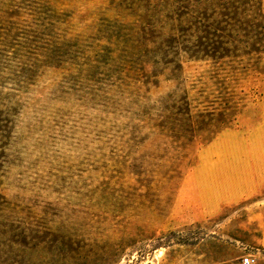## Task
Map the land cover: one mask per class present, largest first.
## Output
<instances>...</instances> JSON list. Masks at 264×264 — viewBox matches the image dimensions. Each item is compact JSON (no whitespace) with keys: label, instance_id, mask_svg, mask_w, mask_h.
<instances>
[{"label":"rangeland","instance_id":"1","mask_svg":"<svg viewBox=\"0 0 264 264\" xmlns=\"http://www.w3.org/2000/svg\"><path fill=\"white\" fill-rule=\"evenodd\" d=\"M206 1L0 0V264H264V50Z\"/></svg>","mask_w":264,"mask_h":264},{"label":"trees","instance_id":"2","mask_svg":"<svg viewBox=\"0 0 264 264\" xmlns=\"http://www.w3.org/2000/svg\"><path fill=\"white\" fill-rule=\"evenodd\" d=\"M200 7L202 11H205L207 14L212 12V17H210L211 20L217 15H222L224 19L220 21L222 23L213 22L209 25L208 29L204 31L208 34L204 40H209L210 36H216V34H227V39L230 40L229 43H231V45L241 44L245 40L252 42L257 41L258 44L262 45L261 47H263L264 50V10L260 0H219L218 2L207 0ZM184 8L188 12L191 7L188 6ZM217 12H220V14H217ZM216 24L217 26H215ZM210 29H213V33H210ZM205 44L202 45L204 48L202 51H197L196 47H185L186 49H183V52L191 59L195 60L215 59L218 53L209 49L211 45L207 46ZM200 56H202V58ZM223 104L226 106L225 112L222 115L224 116V121H219V124L220 126L227 127L228 123H232L235 120L232 114L237 106L235 107V103H231L227 100H224ZM177 110L183 118L173 119L174 122H170L168 125H158L159 129L166 130L172 134V139L180 142L181 140H188L202 132L209 133V138H213L220 132V130L211 123L213 120L210 119L209 123H206L202 115L194 117L192 114V107L187 99L182 101V104H180ZM176 122H178V125ZM214 126L216 130H211ZM209 138L205 141L210 142L211 139Z\"/></svg>","mask_w":264,"mask_h":264},{"label":"built area","instance_id":"3","mask_svg":"<svg viewBox=\"0 0 264 264\" xmlns=\"http://www.w3.org/2000/svg\"><path fill=\"white\" fill-rule=\"evenodd\" d=\"M256 259L252 257H244L242 264H256Z\"/></svg>","mask_w":264,"mask_h":264}]
</instances>
